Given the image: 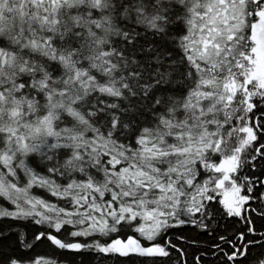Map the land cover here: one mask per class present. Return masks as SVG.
Masks as SVG:
<instances>
[{
	"label": "snow or ice",
	"instance_id": "obj_1",
	"mask_svg": "<svg viewBox=\"0 0 264 264\" xmlns=\"http://www.w3.org/2000/svg\"><path fill=\"white\" fill-rule=\"evenodd\" d=\"M0 264H264V0H0Z\"/></svg>",
	"mask_w": 264,
	"mask_h": 264
}]
</instances>
